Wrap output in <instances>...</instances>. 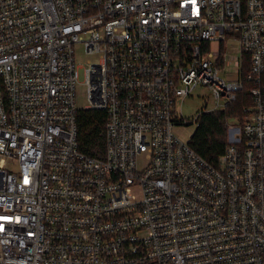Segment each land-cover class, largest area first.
I'll return each mask as SVG.
<instances>
[{"label": "built area", "instance_id": "built-area-1", "mask_svg": "<svg viewBox=\"0 0 264 264\" xmlns=\"http://www.w3.org/2000/svg\"><path fill=\"white\" fill-rule=\"evenodd\" d=\"M79 44L103 157L79 146ZM246 82L213 163L179 129ZM0 264H264V0H0Z\"/></svg>", "mask_w": 264, "mask_h": 264}, {"label": "trees", "instance_id": "trees-1", "mask_svg": "<svg viewBox=\"0 0 264 264\" xmlns=\"http://www.w3.org/2000/svg\"><path fill=\"white\" fill-rule=\"evenodd\" d=\"M249 70L248 59L244 73ZM253 103L250 83L237 94V99L222 110L203 112L197 120L190 145L203 157L216 163L225 151L228 139L227 119L245 115L244 108ZM107 112L102 109H78V140L81 151L103 157L106 151L105 127Z\"/></svg>", "mask_w": 264, "mask_h": 264}, {"label": "rangeland", "instance_id": "rangeland-1", "mask_svg": "<svg viewBox=\"0 0 264 264\" xmlns=\"http://www.w3.org/2000/svg\"><path fill=\"white\" fill-rule=\"evenodd\" d=\"M94 59L92 56L88 55L85 52L83 45H78L77 47V65L80 74L79 81L80 83L77 86V105L79 108H85L88 104V93L87 86L84 84L85 81V68L88 65V62ZM226 75V72L223 71ZM235 73V70L234 72ZM212 105V94L208 87L199 86L192 93L184 99L181 109L183 115L189 120H194V118L205 108L211 107ZM197 126V122H193L189 126L182 127L179 129V132L185 138L190 137V131H193Z\"/></svg>", "mask_w": 264, "mask_h": 264}]
</instances>
